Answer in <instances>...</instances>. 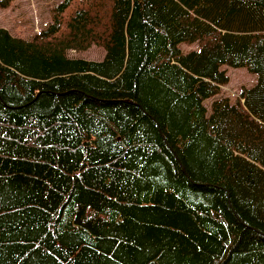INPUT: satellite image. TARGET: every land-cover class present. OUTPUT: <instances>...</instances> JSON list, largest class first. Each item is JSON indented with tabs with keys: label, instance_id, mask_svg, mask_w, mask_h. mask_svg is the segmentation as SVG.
<instances>
[{
	"label": "trees",
	"instance_id": "trees-1",
	"mask_svg": "<svg viewBox=\"0 0 264 264\" xmlns=\"http://www.w3.org/2000/svg\"><path fill=\"white\" fill-rule=\"evenodd\" d=\"M223 66L255 85L221 96ZM0 264H264V0H63L30 39L0 28Z\"/></svg>",
	"mask_w": 264,
	"mask_h": 264
},
{
	"label": "rangeland",
	"instance_id": "rangeland-1",
	"mask_svg": "<svg viewBox=\"0 0 264 264\" xmlns=\"http://www.w3.org/2000/svg\"><path fill=\"white\" fill-rule=\"evenodd\" d=\"M63 0H14L7 8H0V28L6 29L15 37L30 39L50 23L51 9ZM183 52L197 49V44H181ZM105 56V50L92 45L83 51H70L69 57L100 61ZM229 77V82L221 86V96L234 99L239 97L242 89L251 88L256 83V75L248 73L244 68L223 66ZM213 98L204 102L208 108Z\"/></svg>",
	"mask_w": 264,
	"mask_h": 264
}]
</instances>
